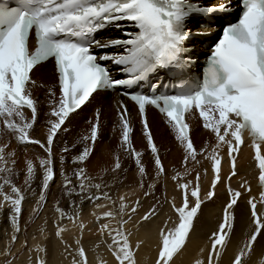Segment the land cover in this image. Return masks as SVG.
Masks as SVG:
<instances>
[{
	"label": "snow or ice",
	"instance_id": "snow-or-ice-1",
	"mask_svg": "<svg viewBox=\"0 0 264 264\" xmlns=\"http://www.w3.org/2000/svg\"><path fill=\"white\" fill-rule=\"evenodd\" d=\"M233 2L240 9L239 18L229 20L222 25V34L212 46L207 57L203 79L195 85H178L174 93L144 94L140 92L125 93L138 107L140 123L147 146L154 159L156 180L167 175L153 134L147 119V107L152 106L166 118V123L176 134L175 138L184 150L183 173L176 171L171 176L179 192L181 202L176 198L167 201L176 214L177 221L169 227L160 229L158 254L154 264H175V258L186 248L195 230L202 206L206 200L211 201L216 195L217 185L224 182L222 175L223 152L226 149L230 163L231 181L238 175V157L246 143L245 136L251 141L254 160L259 170L258 182L261 188L259 199L251 197V221L254 230L246 242L230 257V264H246L251 258L254 245L264 235V0H217L214 5H204L196 0H18L17 6L0 5V133L11 135L18 145H36L46 154L39 159L43 169L42 191L40 200L45 199L44 191L55 180L54 143L55 138L71 115L90 101L99 90L130 86L143 80L151 73L166 70L176 74L183 72L189 63L185 56H190L186 45L205 34L204 28L212 18L223 20L231 13ZM121 22L131 24L136 31H125L124 37L115 36L96 39L95 34L108 27L121 28ZM35 48H30L32 36ZM95 49L103 50L96 54ZM112 49H120L112 52ZM54 60L59 82V99L49 90L53 97L46 142L34 138L31 132L38 120V100L32 95L31 87L35 85L32 72L48 60ZM104 62H111L117 70L126 73L127 78H114ZM30 111V118L26 111ZM119 128L121 145L134 158L139 172V187L144 197L152 195L156 183L145 185L147 170L141 159V153L133 149V126L129 112L123 101H118ZM198 113L203 127L209 130L215 144L199 151L190 135V125L186 114ZM101 135V110L97 109L90 122V134L81 139L83 149L73 158V163L82 165L95 152V144ZM74 147V146H73ZM8 145L0 146V172L11 173L7 167L10 157L15 152H6ZM70 149L65 147L62 152ZM207 153V155H205ZM198 156H204L211 162V187L206 198L201 195V173L195 171V180L187 179L191 171L188 162L200 164ZM63 159V157H61ZM15 163L14 160L11 161ZM27 179L31 181L36 175V165L32 159L25 161ZM122 168L119 157L116 158L111 173L116 174ZM108 170L105 169V172ZM207 170H205L206 174ZM74 176L78 182L79 194L89 193L95 188L99 195H87L89 200H105L106 204H96V208H108L97 219L116 221V227L104 223L98 229L99 235L110 237L108 250L115 264H138L137 252L143 243L130 239L131 233L125 227L130 222L134 225L150 222L158 215L156 205L141 215L133 218L141 203L137 197L129 203L127 195H119L116 200L102 189L104 183H92L83 167H77ZM11 185L15 196L4 194V201L11 206V242L18 237L22 201L24 195L20 188L4 179L0 184ZM64 185L68 194L75 192L73 181L65 178ZM145 186L149 189L143 191ZM240 189L251 193L247 180L240 183ZM228 201L223 207V216L217 229L211 234V250L207 255V264H220V259L227 252L230 237L235 230V212L242 197V191L227 185ZM83 198V197H82ZM259 204V208H258ZM0 203V208H3ZM61 219L65 213L57 206ZM95 216V212L93 213ZM79 213L76 214V218ZM69 219L74 217L69 216ZM81 238L75 241V256L71 264H89L86 249L82 244L83 232L87 225L82 221L77 225ZM65 230L58 228L56 235L65 243V251L71 248L63 241ZM27 241H25V245ZM10 251V250H6ZM35 264H46L39 255L45 249L37 246ZM203 252V249L201 250ZM260 259H264L261 257ZM100 264H107L100 261ZM194 264H205L197 258Z\"/></svg>",
	"mask_w": 264,
	"mask_h": 264
},
{
	"label": "bare ground",
	"instance_id": "bare-ground-1",
	"mask_svg": "<svg viewBox=\"0 0 264 264\" xmlns=\"http://www.w3.org/2000/svg\"><path fill=\"white\" fill-rule=\"evenodd\" d=\"M196 2L204 5H214L217 3V0H196ZM237 11L240 12V9H238V7H236V9L227 17H231L230 20L234 21L232 17L233 15L236 16ZM219 19L220 18H212L204 28L205 34L199 37L194 44L186 45L187 51L191 53V55L189 56V63L190 65L193 64V67H191L190 69H194V67H197L198 62L197 60L194 61L195 57L202 58L207 56L206 54H204L203 56L199 57V54H201L202 51H206V49L204 48H206L207 46H204V43H208L209 41L213 40V37L217 31H215L216 28L212 26H218L219 24H217L216 21ZM105 31L106 34H102ZM125 31L134 32L136 31V29L131 24L122 22L121 29H117L115 27H108L107 29L95 34V36L98 39H106L115 36L124 37ZM98 34L100 36H98ZM219 36L220 33L218 37ZM218 37L216 38V40L218 39ZM215 41L210 46H212ZM102 51L103 50L98 53L101 54ZM111 51L119 52L121 50L112 49ZM98 53L96 52V54ZM184 58L187 59L188 57L185 56ZM107 64H111V69L115 72V78L124 77H117L119 74H117V67H113V64L111 62H107ZM186 71L187 73L191 74V71L189 69ZM155 74H159L160 76L163 74L162 79L168 78L167 75L164 74V72H156ZM171 74L173 75L172 78L177 75L173 72H171ZM150 75L151 74L146 76V79H150ZM180 75H182V77H185L183 72ZM31 76L32 80L36 82L34 86L30 87L33 97L39 102L37 120L39 121L40 114H42V116L44 115L45 117H47L45 114H49L51 111L50 102L52 101L53 97H51L49 94L50 89L56 93L55 99H59L60 93L58 85V76L55 71L54 63L52 61H47L38 66L32 72ZM108 100L109 103L107 102ZM118 101H123L129 112V118L132 122V126L134 129L132 134L133 140H135L137 145L141 146L142 142L144 143V145H146L147 140L143 134V127L141 123L136 124V121L134 120L137 117L140 122L139 112L130 100L119 95L116 92L97 91L90 98V101L86 103V105L82 106L81 109L77 110L71 116L73 117L74 115L81 113L84 114L87 111L89 112L87 114H90V121H93L96 110L100 109L101 130H105L107 128H113L112 130H115V122L118 121L117 123H119V115L117 112ZM91 106H93L92 109H90ZM93 108L95 109L94 112ZM25 111L30 118V111ZM108 113H113L117 115V120L108 117ZM108 118L110 119L108 120ZM147 119L149 122L150 130L153 134L154 140L158 148L160 150L164 149L165 146L161 148L162 144L160 142L163 139H167L169 136V125L168 123H166V118L163 114L160 113L159 110L147 107ZM75 120V125L78 127L83 125L85 126V124L88 123L86 122L88 121L86 118L80 119L79 116H77ZM186 120V122H188V124L190 125V135L198 151L201 148H204L206 145L209 147L210 143L211 145L215 144V138L213 134L204 127H201V125L203 126V121L200 120L198 113L186 114ZM106 121L110 122L109 125ZM44 122H47V120H42V123ZM245 139L246 143L242 147L237 162L238 175L235 176L231 181L227 180L231 169L230 163L227 159L226 149L224 150V159L222 160V175L224 177V182L217 185L216 195L214 199H212L211 201L206 200L205 204L202 206V211L199 214V219L195 223V230L191 233V239L188 241L186 248L175 258V264H194V261L197 258L204 259L205 264H207V255L208 252L211 250L210 237L211 234L217 229L218 223L222 219L223 207L228 201L227 185L229 183L231 184L232 188L242 191L243 194L238 202V205L234 209L235 230L230 237V243L227 247V252L220 259V264H230V257L246 242L248 235L251 233V231L254 230V225L251 221L250 207L247 204V201L251 197H256V199L258 200L261 188L258 182L259 170L257 168L256 161L253 158L254 152L249 146L251 141L247 138V135L245 136ZM175 152L176 157H181V154H184L183 148L180 144L179 147L176 146ZM141 157L144 162L147 160L148 164H152V154L150 150H147L145 154L143 153ZM206 163H208L205 169L207 170V172L205 174L204 171L201 174L200 181L202 198H206L207 191L211 187L212 179L211 162L207 160ZM154 177L156 179V176ZM126 179L128 180V182H132V178L130 179L129 176ZM243 180L248 181L249 185L251 186V193L245 192L243 191V189H240V183ZM158 184L160 185L159 191H157ZM125 186L126 184L124 183V180H122V182H120L118 186L115 187L112 192H110L109 195L112 196L113 200H116L119 195H127L125 194ZM147 190L149 189L147 188ZM151 191L152 193L154 192L156 195L157 193H160V197H157L154 200L152 199L156 196L153 194L149 197H143L139 205L138 212L133 219L138 220L139 217L148 212L153 205H156L158 215L154 217L150 222L138 225H134L132 222H130L128 225L125 226L127 230L132 234L130 239L132 240L134 245L136 241L143 242L136 255L138 264H154V260L158 254L160 229L165 227V222H168V226L171 227L173 226V222L177 221L176 214L172 211L167 201H170L173 197H175L177 205H179V203L181 202L180 195L176 188L175 182L170 179V174L162 177L159 182L156 183L155 188L151 189ZM88 194L99 195V192H97V190H91L89 193H86V195L77 198L75 204H68L66 206L59 207L66 214L63 219H61L60 213L57 212L56 207L55 210H49L46 207H44L42 210L40 209L41 212L40 214L38 213L39 215L37 216L35 223H32L33 225L30 228L28 227V230H26L28 231L26 236L24 235L25 237H23L22 234H20L19 232L16 233L18 239L14 243L11 242V236L13 234L10 221L11 207L2 210V213L0 214V264H35V260L37 257V246L45 249V251L39 253V255L46 261V264H71L72 257L76 254L75 241L81 238L80 230L77 227L78 224H76L77 213H79V217H81V219L83 218L82 220H80L87 225V228L83 232L82 244L83 247L86 249L89 264H100V261L102 260L106 261L107 264H115L114 259L112 258L108 250V244L111 243V239L107 236V233L104 236H100L98 229L104 223H111L113 228H115L116 221L97 219L96 217L100 216L104 211H107L109 209H97L96 204H106L107 201L103 199L98 201L89 200L86 198ZM127 198L129 203L133 202L136 199L134 195H127ZM36 199L37 198L35 196H30L25 199V202L22 204V210H24V208L29 210V207L32 206L33 203H36ZM5 203L6 202H4V204ZM259 207L260 206L258 204V208ZM94 212L96 214L95 216L93 215ZM69 216L76 218L75 223L73 219L68 218ZM48 217L55 218L54 220H57V222L59 223L57 224L58 226L54 225L57 227L53 228V221L48 222V220L50 219ZM58 228H62L65 230L63 232L62 239L68 245L72 246L68 249V251H65V243H62L61 238L57 237L56 235ZM25 241H27L26 245ZM202 249L203 252L201 251ZM261 257H264V235H261L258 238V241L254 245V251L251 254V258H246V264H264V259H260ZM5 258H7V260H5Z\"/></svg>",
	"mask_w": 264,
	"mask_h": 264
},
{
	"label": "rangeland",
	"instance_id": "rangeland-1",
	"mask_svg": "<svg viewBox=\"0 0 264 264\" xmlns=\"http://www.w3.org/2000/svg\"><path fill=\"white\" fill-rule=\"evenodd\" d=\"M238 12L236 13V16L233 17L235 20L238 16ZM217 24L222 23V20L219 19L216 21ZM220 33V30L217 31L213 37V40L210 41L209 45L216 40ZM102 34H106V31L103 32ZM98 36H100L98 34ZM95 51L98 53L101 50L95 49ZM205 52H201L199 54L200 56H203ZM107 63V62H104ZM200 65V61H198L197 66ZM116 68V67H115ZM123 76L122 73H119L117 77ZM109 103V100L107 101ZM51 105V103H50ZM93 106H91L90 109H92ZM94 109V108H93ZM89 111V110H88ZM91 111V110H90ZM95 109L93 110V112ZM89 112H85L84 114H76L73 117L71 116L70 119L66 122L65 128L67 129L66 131H61L57 137L55 138V143H54V164H55V180L54 182H50V187L44 191V196L45 199L43 201L40 200V195L42 191V177H43V169L39 165V159L44 158L46 154L43 152L42 149L39 148V146L36 145H27V146H22L18 145V143L15 141V139L7 134V133H0V146H3L5 144L8 145V148L6 149V152H15V155L13 157L8 158L9 163L7 164V167L11 168L12 171L11 173H4L0 172V184H3L4 179H8L11 181L12 185H15L17 188L21 189L22 194L24 195L25 199H27L30 196H35L36 203H33L32 206L29 207V210L25 209L22 210V215L20 218V231L19 233L22 234L23 237L26 236L28 230V227L30 228L34 223L37 218V216L40 214L41 210L46 207L49 210H55V207L57 209V206L63 207L68 204L73 205L75 204L77 198L80 196H84L86 194H79V187H78V182L76 181V178L74 176V171L76 170L77 167H83L85 169L86 174L89 177H92V183H104L107 185V187H104L102 189L103 192H107L110 194L115 187L118 186L122 180H124V183L126 184L125 188V194L128 196L134 195L135 198L139 197L142 201L143 195L142 190L139 187V172L138 168L135 164L134 158L131 157L122 147L121 145V136H120V128H119V123L118 121L115 122V130H112L113 128H107L105 130H101V135L98 139V141L95 144V152L94 155L90 157V159L85 162L82 165H77L73 163V158L79 154V152L83 149L85 146V143L82 142V137L84 135L90 134V119L89 115L87 114ZM94 114V113H93ZM105 114V113H103ZM27 115V114H26ZM47 117L42 116L40 114L39 121H37V124L34 125V128L31 132V135L34 138L41 139L42 141L46 142V136H47V129H48V124L47 122L42 123V120H49V119H55L54 117H50L49 114H45ZM79 116L81 118H86L88 121L85 126H76L75 125V118ZM108 117L117 120V115L113 113H108ZM46 118V119H45ZM108 118V120L110 119ZM136 121V124H140L139 119L136 117L134 119ZM74 121V122H73ZM71 122V124H70ZM107 124L109 125V121H106ZM85 123V121H84ZM43 124V125H40ZM45 124V125H44ZM82 127V128H81ZM203 128V126L201 125ZM81 128V129H80ZM169 132V133H168ZM168 138L161 140V144L164 149L160 150V157L161 160L167 169V175L170 174V179L171 176L175 174L176 171H179L183 173L185 171V165H184V154H181V157H176V146L179 147L178 141L175 138V133L172 131V129L168 128ZM72 133V135H71ZM100 142V144H99ZM166 142V143H165ZM106 143V144H105ZM105 145V146H104ZM74 146V147H73ZM132 146L133 149L137 152H140L141 154H145L148 149L147 142L146 145L144 143H141L140 145H137L135 140L132 138ZM65 147L69 148L70 151L67 153L62 152V149ZM100 147V148H99ZM115 148V149H114ZM183 148V147H182ZM197 148V147H196ZM174 151H173V150ZM105 150V151H104ZM211 143L207 149V151L211 152ZM164 153H163V152ZM173 151V152H172ZM184 152V150H183ZM175 154V155H174ZM207 155V153H205ZM63 157V159H61ZM119 157L120 163L122 165L121 170L113 174L111 173V168L114 167L116 158ZM27 159H32L34 164L36 165V175L35 177L26 183L27 179V172H26V165L25 161ZM94 159V160H93ZM142 159V157H141ZM152 159V164H148L147 160L144 162L142 159L143 164L146 167L147 170V178L145 180V185L147 184H152V183H158L159 180L164 177H160L158 182L155 179L154 176H156V169L154 165V159ZM14 160L15 163L12 164L11 161ZM172 160V161H171ZM181 160V161H180ZM198 160L200 161V164H195L194 162H188L187 168L191 171V175L187 177V179H191L194 181L195 178V171L194 169L200 171L202 174L208 163H206L207 159H205L204 156H198ZM91 161V162H90ZM172 162V163H171ZM171 163V164H170ZM174 164V166H173ZM69 165V166H68ZM196 165V166H195ZM176 166V167H175ZM105 169L108 171L105 172ZM113 175V176H112ZM194 175V176H193ZM129 176L132 182H128L126 179ZM193 176V177H192ZM69 178L73 181V185L75 186V192L72 195H69V189L65 187L64 182L65 178ZM123 178V179H122ZM58 182V183H57ZM201 185V183H200ZM160 185L158 184L157 186V191H159ZM96 190L95 188H92L89 190ZM147 190V187L143 189V191ZM4 194L12 195L15 196L14 193H12L11 185L4 184L3 188L0 189V203H2L4 206L3 208H0V214L2 213V210L6 208H10V204L7 202L4 204ZM153 195L156 197H153L152 200L155 198H159L160 193H157V195L153 192ZM22 201V204L25 202ZM48 202V203H47ZM46 204V205H45ZM37 205V206H36ZM48 205V206H47ZM23 207V205H22ZM11 209V208H10ZM41 209V210H40ZM27 211V212H25ZM35 212V213H34ZM39 213V214H38ZM50 218L49 221L52 222V227L55 228L59 224L57 220H54L55 218L53 217H48ZM47 218V219H48ZM52 218V219H51ZM46 219V222H47ZM79 219V220H78ZM81 217L77 218L76 224H79L81 222ZM45 222V223H46ZM33 223V224H32ZM50 224V223H49ZM30 225V226H29ZM57 225V226H54ZM25 233V234H23ZM25 235V236H24ZM25 247V245H24ZM7 260V258H5Z\"/></svg>",
	"mask_w": 264,
	"mask_h": 264
}]
</instances>
